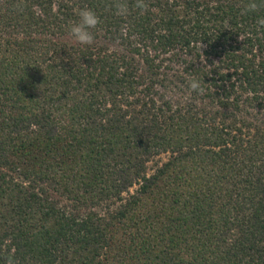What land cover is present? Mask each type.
I'll return each mask as SVG.
<instances>
[{
    "label": "trees",
    "instance_id": "1",
    "mask_svg": "<svg viewBox=\"0 0 264 264\" xmlns=\"http://www.w3.org/2000/svg\"><path fill=\"white\" fill-rule=\"evenodd\" d=\"M126 2L0 0V264H264V6Z\"/></svg>",
    "mask_w": 264,
    "mask_h": 264
},
{
    "label": "clouds",
    "instance_id": "2",
    "mask_svg": "<svg viewBox=\"0 0 264 264\" xmlns=\"http://www.w3.org/2000/svg\"><path fill=\"white\" fill-rule=\"evenodd\" d=\"M260 6H264V4H258L257 0H248V3L244 5V11L254 12ZM17 7H20V5ZM134 7L139 10L141 14L148 9L145 0H135ZM112 8L114 9V14L118 17H126L129 14V6L126 0H114ZM77 17L78 19L73 21L70 25V37L80 45H92L95 39L92 30L96 29L100 24V17L95 10L88 7L79 9L77 11ZM257 23L259 26L264 27V18L259 19ZM188 88L190 92H196L197 94L202 95L204 92L202 81L194 76L189 78ZM6 264H16V262L9 256Z\"/></svg>",
    "mask_w": 264,
    "mask_h": 264
},
{
    "label": "rangeland",
    "instance_id": "3",
    "mask_svg": "<svg viewBox=\"0 0 264 264\" xmlns=\"http://www.w3.org/2000/svg\"><path fill=\"white\" fill-rule=\"evenodd\" d=\"M164 159V158H163Z\"/></svg>",
    "mask_w": 264,
    "mask_h": 264
}]
</instances>
